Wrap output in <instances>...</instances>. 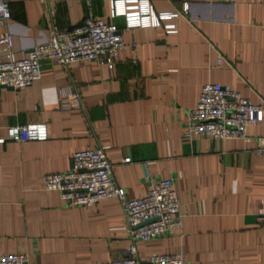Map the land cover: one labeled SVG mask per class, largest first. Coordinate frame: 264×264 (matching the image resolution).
I'll use <instances>...</instances> for the list:
<instances>
[{
    "label": "crops",
    "instance_id": "obj_1",
    "mask_svg": "<svg viewBox=\"0 0 264 264\" xmlns=\"http://www.w3.org/2000/svg\"><path fill=\"white\" fill-rule=\"evenodd\" d=\"M184 2L190 12L168 34L125 30L122 17L111 18L110 0H10L12 17L0 34L11 32L15 59L50 28L69 31L88 17L123 29L126 47L112 69L44 59L29 86L0 88V256L20 251L38 263L93 264L125 254L132 239L117 197L70 206L43 188L47 174L71 170L74 152L102 147L129 198L145 195L152 179L170 178L183 206V227L136 241L138 257L182 250L190 264H264V154L254 141L183 138L186 113L206 83L264 102V0L153 5L176 11ZM27 124H46L48 138H7L8 128ZM247 132L264 136V115Z\"/></svg>",
    "mask_w": 264,
    "mask_h": 264
},
{
    "label": "built area",
    "instance_id": "obj_2",
    "mask_svg": "<svg viewBox=\"0 0 264 264\" xmlns=\"http://www.w3.org/2000/svg\"><path fill=\"white\" fill-rule=\"evenodd\" d=\"M234 3L236 0H208ZM154 0H110L111 18L122 17L124 29L162 27L166 33L178 32L175 20L190 12L189 2L176 11L157 12ZM12 17L10 0H0V25H8ZM124 30L101 18L88 17L72 30L50 28L46 39L33 47L27 57L15 59L13 36L10 31L0 34V88L22 89L40 76L41 63L49 59L68 65L85 60L100 66L114 68L125 49ZM223 57L219 55L218 66ZM79 104V98H72ZM264 102L254 104L242 94L219 83H206L198 103L186 113L183 138L212 140L240 139L255 142L254 151L264 154V136L252 137L247 129L263 121ZM7 138L15 141L46 140V124L11 126ZM6 138H0L4 143ZM125 158L124 162H130ZM114 164L102 147L86 148L72 155L68 172L50 173L44 177L43 188L57 191L67 205L94 206L100 200L117 197L125 213V228L132 242L125 254L93 264H190L184 251L153 253L146 258L137 256L138 240H149L175 233L183 227L185 216L172 179H152L148 192L138 198H129L124 187L115 183ZM0 264L38 263L27 252H8L0 256Z\"/></svg>",
    "mask_w": 264,
    "mask_h": 264
},
{
    "label": "water",
    "instance_id": "obj_3",
    "mask_svg": "<svg viewBox=\"0 0 264 264\" xmlns=\"http://www.w3.org/2000/svg\"><path fill=\"white\" fill-rule=\"evenodd\" d=\"M11 89H14V88H11Z\"/></svg>",
    "mask_w": 264,
    "mask_h": 264
}]
</instances>
